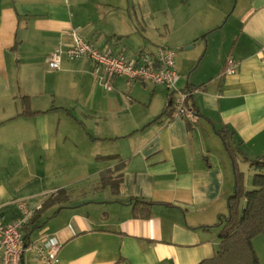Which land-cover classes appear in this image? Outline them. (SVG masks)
<instances>
[{"label":"crops","instance_id":"crops-1","mask_svg":"<svg viewBox=\"0 0 264 264\" xmlns=\"http://www.w3.org/2000/svg\"><path fill=\"white\" fill-rule=\"evenodd\" d=\"M234 4L233 26L174 44L152 34L159 27L147 0H0V215L14 217L17 199L41 205L23 229L22 264H41L35 247L48 236L60 242L56 264H198L213 256V227L233 189L215 130H231L249 158L264 153V0ZM72 27L126 56L199 38L198 53L175 54L178 81L183 75L176 85L193 90L195 124L153 121L170 93L161 85L116 76L106 90L90 60L65 54L60 69H49L47 57L71 42ZM227 58L238 62L231 74ZM22 96L32 115L21 114ZM237 163L250 189L254 170L240 156ZM103 171L120 176L116 194L101 185ZM132 198L153 202L148 218L132 216Z\"/></svg>","mask_w":264,"mask_h":264},{"label":"built area","instance_id":"built-area-1","mask_svg":"<svg viewBox=\"0 0 264 264\" xmlns=\"http://www.w3.org/2000/svg\"><path fill=\"white\" fill-rule=\"evenodd\" d=\"M71 42L63 49L56 48L47 57V65L51 70L61 67L62 54L69 60L86 58L94 64V72L106 90L112 88L111 79L119 76L129 84L133 80L161 85L174 95L173 116L187 120L193 126L197 113L189 104V96L193 90L177 88L179 74L175 68L174 51L166 45H157L152 52L141 51L133 56H126L111 49L100 50L86 41L79 33V27L70 29ZM264 51V48H263ZM238 62L227 58L224 74L235 71ZM17 214L9 220L0 215V264H22L23 252L27 248L23 234L24 227L34 217L36 208L28 206L24 199L15 200ZM60 242L54 236L44 238L35 247V254L41 264H56Z\"/></svg>","mask_w":264,"mask_h":264},{"label":"trees","instance_id":"trees-1","mask_svg":"<svg viewBox=\"0 0 264 264\" xmlns=\"http://www.w3.org/2000/svg\"><path fill=\"white\" fill-rule=\"evenodd\" d=\"M189 90L192 89H186V91ZM173 95L172 92L169 93L165 107L160 114L153 118V121L160 119L162 116H173ZM21 103L23 106L22 115H32L34 113L28 109L27 96L21 97ZM187 126L189 129L192 127L188 121ZM215 133L220 138L223 148L230 158L233 189L232 193L226 198V214H220L218 222L215 224V226H218L217 236L220 243L212 257L204 259L198 264H260L253 247V238L257 235L264 237V153L255 158H249L243 153L240 141L235 138L231 130L223 128L215 130ZM239 156L241 161L248 163L254 170L250 189L245 188L244 175L238 168L237 158ZM111 157L102 156L98 158L108 159ZM109 174L110 171L101 172L100 183L101 185H110L112 192L116 194L120 176L115 180ZM64 193V189L57 190L55 196H49L47 202L52 203L59 200V196ZM129 203L132 204L133 217L148 218L150 216L152 201L143 198H132Z\"/></svg>","mask_w":264,"mask_h":264},{"label":"rangeland","instance_id":"rangeland-1","mask_svg":"<svg viewBox=\"0 0 264 264\" xmlns=\"http://www.w3.org/2000/svg\"><path fill=\"white\" fill-rule=\"evenodd\" d=\"M147 4L150 10L155 12V18L159 27L157 30L152 29V34L156 36L157 40L162 36L170 38V43L173 42L174 44L178 38L182 39L185 34L196 32V30L202 31L201 29L214 27V25H216L215 28L219 25L221 27L223 25L224 27L233 26L236 23V13L238 11V7L234 9V0H147ZM204 34L205 32L201 36ZM195 37L192 36L190 38L192 42H188L187 44L177 46V44L171 45L168 43V45H170L174 54H177L178 51L195 54L200 51L202 46V41L199 38H197L198 40H193ZM191 43H194L195 47H192ZM174 62L176 67V55L174 56ZM180 75L181 78L177 85L183 80V75L181 73ZM85 135L80 132L79 138H86L84 137ZM226 212L227 207L222 214H226ZM213 228L218 232V226L214 225ZM253 247L260 264H264V237L262 235H257L253 238Z\"/></svg>","mask_w":264,"mask_h":264},{"label":"water","instance_id":"water-1","mask_svg":"<svg viewBox=\"0 0 264 264\" xmlns=\"http://www.w3.org/2000/svg\"><path fill=\"white\" fill-rule=\"evenodd\" d=\"M192 94H193V92L191 93V95H190V96H192Z\"/></svg>","mask_w":264,"mask_h":264}]
</instances>
